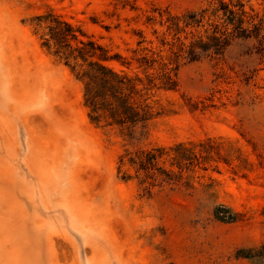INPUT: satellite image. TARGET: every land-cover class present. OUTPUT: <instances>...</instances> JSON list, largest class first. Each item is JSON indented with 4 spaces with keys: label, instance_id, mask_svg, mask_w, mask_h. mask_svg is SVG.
<instances>
[{
    "label": "rangeland",
    "instance_id": "rangeland-1",
    "mask_svg": "<svg viewBox=\"0 0 264 264\" xmlns=\"http://www.w3.org/2000/svg\"><path fill=\"white\" fill-rule=\"evenodd\" d=\"M208 1L0 0V264H264V62L234 46L180 69L140 146L211 140V161L147 196L118 176L119 131L91 123L29 26L52 11L130 59L153 9Z\"/></svg>",
    "mask_w": 264,
    "mask_h": 264
},
{
    "label": "trees",
    "instance_id": "trees-1",
    "mask_svg": "<svg viewBox=\"0 0 264 264\" xmlns=\"http://www.w3.org/2000/svg\"><path fill=\"white\" fill-rule=\"evenodd\" d=\"M29 26L41 47L83 85L91 123L119 131L127 147L118 159V176L136 181L147 196L165 185H186L185 172L211 161V140L140 146L152 123L172 112L160 94L178 91L180 69L224 57L234 46L247 47L246 55L264 62V0L261 12L244 0H209L183 13L155 8L144 23L152 37L140 32L130 59L52 11L32 17Z\"/></svg>",
    "mask_w": 264,
    "mask_h": 264
}]
</instances>
